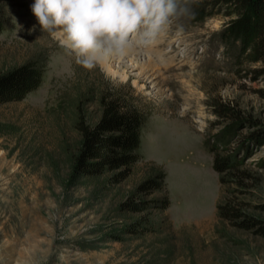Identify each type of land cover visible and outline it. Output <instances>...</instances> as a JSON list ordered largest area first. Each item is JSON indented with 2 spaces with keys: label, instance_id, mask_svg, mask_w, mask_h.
Masks as SVG:
<instances>
[{
  "label": "rangeland",
  "instance_id": "rangeland-1",
  "mask_svg": "<svg viewBox=\"0 0 264 264\" xmlns=\"http://www.w3.org/2000/svg\"><path fill=\"white\" fill-rule=\"evenodd\" d=\"M74 1L102 18L99 32L152 50L161 75L143 89L60 55L25 0H0V76L44 71L36 91L0 105V264H264L260 226H243L264 224V60L228 40L236 14L214 0ZM103 100L144 116L139 161L130 174L78 177L76 126L96 125ZM211 147L239 168L217 174ZM161 173V191H139ZM226 204L238 218L219 216Z\"/></svg>",
  "mask_w": 264,
  "mask_h": 264
},
{
  "label": "trees",
  "instance_id": "trees-1",
  "mask_svg": "<svg viewBox=\"0 0 264 264\" xmlns=\"http://www.w3.org/2000/svg\"><path fill=\"white\" fill-rule=\"evenodd\" d=\"M213 5L229 7L232 14L237 16L232 21L227 35L228 40L233 44L239 43L241 54L250 51L247 57L252 62L264 60V0H214ZM2 31L3 23L0 19V35ZM43 76L44 71L33 63H28L13 73L1 75L0 105L24 100L28 94L41 86ZM102 107V117L96 125L87 124L82 117L77 123L76 128L81 135L75 159V172L78 177H100L118 171L130 174L139 161L137 152L141 147L144 116L139 111L129 110L116 101L103 100ZM220 110L225 115L228 113L237 115L230 108L222 107ZM251 138L259 144L263 143L259 134H254ZM211 150L215 156L214 170L217 174L228 176L230 172L239 168L238 161L225 155L221 149L211 147ZM164 179L163 173L150 178L140 185L139 191L151 194L159 192L163 188ZM130 208L135 212L143 210L134 205ZM217 209L219 216L225 220L239 216L227 204L219 205ZM243 224L247 228L260 226L258 234L264 236L262 222L251 224L245 221Z\"/></svg>",
  "mask_w": 264,
  "mask_h": 264
},
{
  "label": "bare ground",
  "instance_id": "bare-ground-1",
  "mask_svg": "<svg viewBox=\"0 0 264 264\" xmlns=\"http://www.w3.org/2000/svg\"><path fill=\"white\" fill-rule=\"evenodd\" d=\"M25 2L27 10L38 21L36 23L44 26L49 33H54L55 39L61 42L60 55L68 56L71 51H75L78 55H85L91 62L98 63L107 74L120 78L122 81L136 77L134 83L139 85L145 80L142 84L143 89L147 87V82L160 77V68L156 65L152 50L147 48L140 51L134 45L135 43L122 40V36V39L118 41L110 34L111 31L105 34L99 32L96 28L101 29V27L96 22L102 18H98V21L89 19L88 16L92 12H89L90 5L79 3L80 1L77 3L74 0H25ZM154 53L159 58L164 56L161 51H154ZM125 61L130 62L131 71L121 66V63ZM141 78L144 79L141 80Z\"/></svg>",
  "mask_w": 264,
  "mask_h": 264
}]
</instances>
